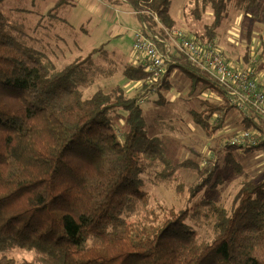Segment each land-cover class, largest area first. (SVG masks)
I'll return each mask as SVG.
<instances>
[{
  "label": "trees",
  "instance_id": "trees-1",
  "mask_svg": "<svg viewBox=\"0 0 264 264\" xmlns=\"http://www.w3.org/2000/svg\"><path fill=\"white\" fill-rule=\"evenodd\" d=\"M25 1L31 0H0V264H264V178L246 173L233 150L264 149L260 117L242 112L241 125L256 142L227 137L225 168L210 155L176 160L162 134L151 133L142 102L170 88L178 69L188 76L191 95L216 96L202 101L203 110H191L211 135L234 108L223 87L186 55L171 52L159 78L143 62L123 68L140 83L134 95L121 84L106 89L100 81L118 70L100 62L108 55L103 46L62 67L47 53L59 22L73 30L61 16L71 1L32 0L37 4L22 7ZM101 1L116 12L117 4H131L141 30L157 32L155 16L176 26L172 0ZM200 4L215 19L197 41H214L230 6L264 17L261 0ZM121 116L125 129L115 123ZM155 116L161 129L171 126ZM153 169H159L157 184L175 185L181 205L153 202L146 179ZM182 170L195 178L186 182ZM227 170L241 177L234 192L225 185ZM205 190L210 194L197 199Z\"/></svg>",
  "mask_w": 264,
  "mask_h": 264
},
{
  "label": "rangeland",
  "instance_id": "rangeland-1",
  "mask_svg": "<svg viewBox=\"0 0 264 264\" xmlns=\"http://www.w3.org/2000/svg\"><path fill=\"white\" fill-rule=\"evenodd\" d=\"M70 1V6L61 12V16L71 24L73 30L67 28L66 23L63 22H59L54 27L55 39H49L50 43L46 44L49 57L62 67L78 55L88 53L96 46H103L108 55L100 62L115 67L118 73L109 79H102L101 86L110 89L116 84H121L129 95H134L140 83L130 81L122 71L129 63L143 62L144 55L137 53L133 47L135 32L143 27L141 15L136 14L134 7L127 2L117 4L115 7L118 12H116L103 6L99 0L94 1L93 5L95 7L102 5L101 11L88 6L91 0ZM35 4L37 3L31 0L23 2L21 6L30 7ZM53 4L49 2V5ZM261 7H264V0H261ZM200 8V0H172L171 14L175 19V27L183 29L192 38L197 36L199 39L215 19L212 9L201 11ZM227 11L216 28L214 43L230 66L238 70L253 71L256 80L264 85V17L256 19L233 6ZM31 16L35 19L36 14L32 13ZM159 28L160 25L157 30ZM47 35L50 34L47 32ZM206 42L207 40H200L199 43ZM169 81L170 88L163 87L142 102L151 133L162 134L170 154L176 160L189 157L197 160L200 154L203 157L210 155L213 156L212 164L218 160L221 168H225L226 153L222 149L224 147L222 144L227 137H233L244 131L241 125L243 113L236 108L231 109L224 126L209 135L204 128L195 123L191 117V110H203L202 101L215 100L216 96L206 92L191 95L189 78L178 69L170 75ZM160 97L165 99V104L156 102ZM157 114H161L171 126L161 129L155 116ZM115 123L118 129L126 128L125 117L116 118ZM233 150L237 160L244 165L246 173L264 178V149L250 152L242 148ZM206 163L205 159L203 164ZM158 171L159 169H153L151 174L146 175L153 202L181 205L175 185L157 184L155 176ZM227 173L225 185L234 192L239 186L241 177L234 175L230 170H227ZM182 175L188 183L195 178V174L187 170H182ZM209 194L210 192L205 190L197 199ZM17 254L24 255L19 252Z\"/></svg>",
  "mask_w": 264,
  "mask_h": 264
},
{
  "label": "built area",
  "instance_id": "built-area-1",
  "mask_svg": "<svg viewBox=\"0 0 264 264\" xmlns=\"http://www.w3.org/2000/svg\"><path fill=\"white\" fill-rule=\"evenodd\" d=\"M155 19L160 25L157 32L139 29L135 32L133 44L134 50L144 55L143 63L151 76L159 78L163 75L171 52L183 53L194 66L223 87L234 108L245 114H257L264 124V86L256 80L253 71L238 70L230 66L214 41L199 43L183 29L167 27L156 16ZM159 42L164 44V50ZM255 139L252 132L246 130L233 136L232 143H255Z\"/></svg>",
  "mask_w": 264,
  "mask_h": 264
},
{
  "label": "crops",
  "instance_id": "crops-1",
  "mask_svg": "<svg viewBox=\"0 0 264 264\" xmlns=\"http://www.w3.org/2000/svg\"><path fill=\"white\" fill-rule=\"evenodd\" d=\"M94 1H97V0H91V1L89 2L88 6H89V7H94L95 9H98V10L101 11V10H102V9H101V6H102V5H99V6L95 7V6L93 5ZM99 1H100V3L103 4V6H107L108 9H111V10L117 11L116 9L111 8L110 6H108L107 4H105L104 2H102L101 0H99ZM260 84H261V83H260ZM261 85L264 86L263 84H261Z\"/></svg>",
  "mask_w": 264,
  "mask_h": 264
}]
</instances>
